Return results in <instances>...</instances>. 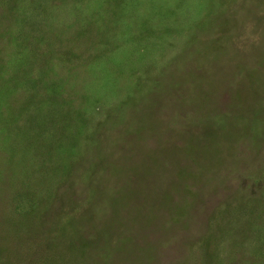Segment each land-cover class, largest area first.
<instances>
[{"label": "rangeland", "instance_id": "obj_1", "mask_svg": "<svg viewBox=\"0 0 264 264\" xmlns=\"http://www.w3.org/2000/svg\"><path fill=\"white\" fill-rule=\"evenodd\" d=\"M0 264H264V0H0Z\"/></svg>", "mask_w": 264, "mask_h": 264}]
</instances>
